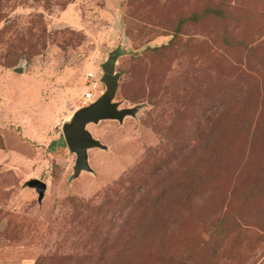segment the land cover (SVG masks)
I'll use <instances>...</instances> for the list:
<instances>
[{"label":"rangeland","instance_id":"rangeland-1","mask_svg":"<svg viewBox=\"0 0 264 264\" xmlns=\"http://www.w3.org/2000/svg\"><path fill=\"white\" fill-rule=\"evenodd\" d=\"M0 264H264V0H0Z\"/></svg>","mask_w":264,"mask_h":264},{"label":"water","instance_id":"water-1","mask_svg":"<svg viewBox=\"0 0 264 264\" xmlns=\"http://www.w3.org/2000/svg\"><path fill=\"white\" fill-rule=\"evenodd\" d=\"M100 79L104 84V91L92 103L74 110L69 120L64 122L60 128L67 150L74 154L72 173L75 176L79 174L80 170L90 169L87 162V149L104 148L103 144L90 135L85 125L104 118L121 120L124 115L130 114L134 110V108L117 110L116 103L112 102L117 76L112 74L111 64L103 65V74ZM28 185L36 188L38 199L42 197L44 183L39 180H30Z\"/></svg>","mask_w":264,"mask_h":264},{"label":"built area","instance_id":"built-area-1","mask_svg":"<svg viewBox=\"0 0 264 264\" xmlns=\"http://www.w3.org/2000/svg\"><path fill=\"white\" fill-rule=\"evenodd\" d=\"M92 92L91 91H87V92H85V94H84V99L85 100H87V99H89V98H91L92 97ZM100 95V93L98 94V96ZM97 96V97H98Z\"/></svg>","mask_w":264,"mask_h":264},{"label":"trees","instance_id":"trees-1","mask_svg":"<svg viewBox=\"0 0 264 264\" xmlns=\"http://www.w3.org/2000/svg\"><path fill=\"white\" fill-rule=\"evenodd\" d=\"M112 59V58H111ZM60 145H61V143H60Z\"/></svg>","mask_w":264,"mask_h":264}]
</instances>
